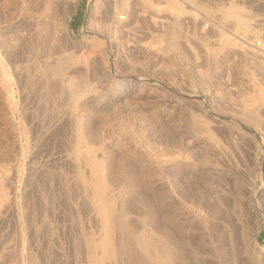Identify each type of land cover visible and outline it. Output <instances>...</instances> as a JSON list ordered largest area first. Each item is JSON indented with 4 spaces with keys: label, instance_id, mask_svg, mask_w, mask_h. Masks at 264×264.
Masks as SVG:
<instances>
[{
    "label": "rangeland",
    "instance_id": "1",
    "mask_svg": "<svg viewBox=\"0 0 264 264\" xmlns=\"http://www.w3.org/2000/svg\"><path fill=\"white\" fill-rule=\"evenodd\" d=\"M176 1L179 10L169 8L167 0H0V178L12 198L0 211V264H161L133 244L134 253L127 254L114 230L111 244L119 246L118 255L101 258L94 173L88 160L74 152L73 103L89 120L87 131L103 153L111 148L106 146L112 138L102 129L109 116L113 126L137 115L141 131L166 147L149 168L130 163L134 183L143 180L135 185L141 191L125 195L130 202L126 216L134 227L160 237L181 255L180 264H264V0ZM152 5L161 8L159 15ZM231 6L247 24L236 27L227 20ZM219 33L227 36L228 50H220ZM214 53L217 63L209 61ZM248 69L254 82L246 77ZM250 85L258 87V115L242 104L241 96L253 90ZM192 117L206 129L194 130ZM110 150L106 178L118 189L128 168L123 149Z\"/></svg>",
    "mask_w": 264,
    "mask_h": 264
},
{
    "label": "bare ground",
    "instance_id": "2",
    "mask_svg": "<svg viewBox=\"0 0 264 264\" xmlns=\"http://www.w3.org/2000/svg\"><path fill=\"white\" fill-rule=\"evenodd\" d=\"M106 1V0H105ZM46 2V1H45ZM165 2V1H164ZM49 3H51V2H49ZM138 3V2H137ZM136 3V4H137ZM166 3V2H165ZM101 4V3H100ZM147 4V3H146ZM167 4L170 6L169 8H172L173 10H177L178 8H179V3H178V1H176V0H167ZM50 5V4H49ZM96 5V4H95ZM108 5V4H107ZM138 5V4H137ZM137 5H135V6H137ZM140 5V4H139ZM142 5V4H141ZM161 6L160 7H163L164 5H163V3L162 4H160ZM167 5V6H168ZM97 6V5H96ZM144 6V5H143ZM112 7V6H111ZM159 6H157V5H152L151 7H150V10H152V12H153V14L154 13H158V15H159V11H160V8ZM142 8V7H141ZM146 8V7H145ZM52 9V8H51ZM103 9V8H102ZM143 9V8H142ZM148 9V8H147ZM97 10V9H96ZM144 10V9H143ZM164 10V9H163ZM179 10V9H178ZM46 11H47V9H46ZM49 11V10H48ZM98 12V11H97ZM171 12V11H170ZM50 13V12H49ZM92 13V12H91ZM140 14V13H139ZM36 15V14H35ZM43 15V14H42ZM44 15H46V12L44 13ZM94 15V14H93ZM105 15V14H104ZM123 15V14H122ZM151 15V14H150ZM91 16V15H90ZM97 16H99V14L97 15ZM140 16H141V14H140ZM222 16H223V14H222ZM225 17L227 18V20L229 19V20H231L232 22H233V24L236 26V27H241L243 24V22H245V21H242V17H241V12H240V10L239 9H237V8H235V7H233V6H231L229 9H227L226 11H225ZM42 18V17H41ZM41 18H38V20H40ZM99 18V17H98ZM106 18V17H105ZM152 18V21L154 22V21H156V16H154V17H151ZM32 19V18H31ZM30 19V20H31ZM36 19V18H35ZM108 19V18H107ZM116 19V18H115ZM160 19V18H159ZM162 19H163V17H162ZM175 19H177V18H175ZM165 20V19H164ZM173 20V19H172ZM224 20V19H223ZM113 21V20H112ZM173 21H175V20H173ZM177 22H179L178 20H176ZM26 22H28V21H26ZM227 22V21H226ZM226 22H224V23H226ZM231 22V23H232ZM113 23V22H112ZM166 23H167V21H166ZM169 24H171L170 23V21L168 22ZM222 23V22H221ZM246 23V22H245ZM29 24V23H28ZM34 24V23H33ZM111 24V23H110ZM229 24V23H228ZM247 24V23H246ZM172 25V24H171ZM232 25V24H231ZM40 26V25H39ZM46 26V25H45ZM155 26V25H154ZM44 27V26H43ZM43 27H41V28H43ZM107 27V26H106ZM144 27V26H143ZM223 27V26H222ZM230 27H232V26H230ZM37 28V27H36ZM39 28V27H38ZM37 28V29H38ZM46 28V27H45ZM99 28V27H98ZM154 28V27H153ZM156 28V27H155ZM246 29H247V27H246ZM245 29V30H246ZM43 30V29H42ZM119 30V29H118ZM35 31V30H34ZM45 31V30H44ZM223 31V30H222ZM41 31H39V33H40ZM93 32V31H92ZM106 33H107V31H105ZM250 32V31H249ZM248 32V33H249ZM33 33H35V32H33ZM38 33V32H37ZM42 33V32H41ZM40 33V34H41ZM247 33V34H248ZM32 34V33H31ZM122 34V33H121ZM36 35V34H35ZM42 35V34H41ZM229 35V34H228ZM34 36V35H33ZM218 36H219V38L217 39L218 40V44L220 45V50H228L227 49V41H228V39H227V36L225 35V34H223V33H219L218 34ZM250 36H252L251 34H250ZM137 37V36H136ZM249 37V36H248ZM41 38H42V36H41ZM111 38V37H110ZM247 38V37H246ZM109 39V38H108ZM113 39V38H112ZM136 39V38H135ZM111 40V39H110ZM38 41V40H37ZM252 41V40H251ZM109 42V41H108ZM254 42H255V40H254ZM250 44V43H249ZM253 44V43H252ZM251 44V45H252ZM255 44V43H254ZM235 44H233V46H234ZM229 46V45H228ZM246 46V45H245ZM92 47V46H91ZM99 47V46H98ZM244 47V46H243ZM34 48V47H33ZM239 48V47H238ZM219 49V48H218ZM231 49V48H230ZM242 49V48H241ZM244 49V48H243ZM251 49H253V48H251ZM101 50V49H100ZM82 51V50H81ZM90 51V50H89ZM102 51V50H101ZM230 51V50H229ZM83 52V51H82ZM210 52H213V51H210ZM249 52V51H248ZM217 53H219V51L217 52ZM217 53H214L213 55H211V57H210V59H209V57H208V59H209V61L211 60V62H213V60L215 61V60H218L217 59ZM244 53V52H243ZM246 53V52H245ZM253 53V52H252ZM257 53V52H256ZM262 53V52H261ZM80 54V53H79ZM85 53H83L82 55H81V57L83 58V55H84ZM211 54V53H210ZM254 54V53H253ZM78 55V54H77ZM76 55V56H77ZM87 55H89V54H87ZM106 55V54H105ZM223 55V54H222ZM219 56H220V54H219ZM264 56V55H263ZM78 57V56H77ZM81 58V59H82ZM94 58V57H93ZM96 58V57H95ZM114 58H115V56H114ZM218 58H220V57H218ZM85 59V58H84ZM264 59V58H263ZM79 60V59H78ZM78 60H76L77 62H78ZM85 60H87V59H85ZM95 60V59H94ZM42 61V60H41ZM88 61V60H87ZM208 61V62H209ZM84 62H86V61H84ZM118 62V61H117ZM116 62V63H117ZM216 62V61H215ZM87 63V62H86ZM214 63V62H213ZM212 63V64H213ZM217 63V62H216ZM256 63V62H255ZM76 64H78V63H76ZM105 64V63H104ZM212 64H210V65H212ZM63 65V64H62ZM70 65V64H69ZM106 65V64H105ZM216 65V64H215ZM95 66V65H94ZM123 66V65H122ZM96 67V66H95ZM212 67V66H211ZM77 68V67H76ZM87 69V68H86ZM116 69V68H115ZM243 69V68H242ZM123 70V69H122ZM244 70V69H243ZM202 71V70H201ZM240 71V70H239ZM248 71V72H247ZM247 71H245V73H246V77L249 79V80H251V81H255L254 80V75L253 74H251V70L249 71V69L247 70ZM79 72H82V71H79ZM114 72V71H113ZM57 73V72H56ZM55 73V74H56ZM245 73H244V75H245ZM84 74V73H83ZM200 74V73H199ZM201 74H203V73H201ZM47 75H49V74H47ZM76 75H78V74H76ZM81 75V74H80ZM243 75V74H242ZM58 76V75H57ZM6 77V76H5ZM241 77V76H240ZM35 78V77H34ZM66 78V77H65ZM106 78V77H105ZM142 78V77H141ZM242 79L244 78V76L243 77H241ZM73 79V78H72ZM92 79V78H91ZM4 80V79H3ZM55 80V79H54ZM42 81V80H41ZM75 81V80H74ZM77 81V80H76ZM67 82V83H66ZM70 82H71V78L69 79H67V80H65V85H68V84H70ZM93 82V81H92ZM121 82V81H120ZM39 83H41V82H39ZM50 83V82H49ZM128 83V82H127ZM246 83V82H245ZM5 84V83H4ZM42 84V83H41ZM73 84V83H72ZM121 84V83H120ZM114 85V84H113ZM254 85V84H253ZM37 86V85H36ZM115 86V85H114ZM134 86V85H133ZM137 86V85H136ZM251 86V88H252V85H250ZM64 87V86H63ZM66 87V86H65ZM68 87V86H67ZM66 87V88H67ZM77 87V86H76ZM86 87V86H85ZM103 87V86H102ZM101 87V88H102ZM139 87V86H138ZM144 87V86H143ZM54 88V87H53ZM57 89V88H56ZM115 89V88H114ZM121 89V88H120ZM119 89V90H120ZM141 89V88H140ZM150 89V88H149ZM244 89V88H243ZM247 89V88H246ZM248 89H250V88H248ZM253 89V88H252ZM65 90V89H64ZM117 90V89H116ZM118 90V91H119ZM122 90V89H121ZM132 90V89H131ZM135 90H137L138 91V89H135ZM134 90V91H135ZM151 90V89H150ZM244 91H245V89H244ZM69 92V91H68ZM67 92V93H68ZM98 92V91H97ZM131 92V91H130ZM146 92H147V90H146ZM149 92V91H148ZM157 92V91H156ZM43 93V92H42ZM65 93V92H64ZM92 93V92H91ZM123 93V92H122ZM132 93V92H131ZM46 94V93H45ZM66 94V93H65ZM79 94H80V92H79ZM93 94V93H92ZM101 94V93H100ZM99 94V95H100ZM129 94V93H128ZM246 94V95H245ZM244 95L245 96H241L242 98V100L244 101V103H242V104H244V106H245V108H246V110H248V112H254L255 114H257V110H258V87L257 88H255L254 87V89L253 90H251V91H249L248 92V94L247 93H245ZM42 95V94H41ZM64 95V94H63ZM96 95V94H95ZM102 95V94H101ZM121 95V94H120ZM135 95V94H134ZM90 96H91V94H90ZM97 97V96H96ZM118 97H119V94H118ZM121 97V96H120ZM125 97V96H124ZM74 98V97H73ZM88 98V97H87ZM148 98V97H147ZM64 99V98H63ZM75 99V104L78 102V99H76V98H74ZM92 99V98H91ZM99 99V98H98ZM102 99V98H101ZM120 99V98H119ZM178 98H176V100H177ZM46 100V99H45ZM83 100V99H82ZM108 100V99H107ZM116 100V99H115ZM118 100V99H117ZM146 100V99H145ZM149 100V99H148ZM155 100V99H154ZM157 100V99H156ZM48 101V100H47ZM85 101V100H84ZM99 101V100H98ZM119 101H121V99L119 100ZM124 101V100H123ZM181 101V100H180ZM91 102V101H90ZM94 102V101H93ZM101 102V101H100ZM103 102V101H102ZM117 102V101H116ZM115 102V103H116ZM122 102V101H121ZM150 102V101H149ZM183 102V101H182ZM234 102V101H233ZM56 103V102H55ZM81 103V102H80ZM96 103H97V99H96ZM109 103H110V101H109ZM119 103V102H118ZM118 103H116V104H118ZM171 103V102H170ZM175 103V102H174ZM235 103H237V102H235ZM43 104V103H42ZM88 104H89V102H88ZM99 104V103H98ZM105 104V103H104ZM97 105V104H96ZM111 105L112 104H110V105H108V106H110V108H111ZM130 105V104H129ZM78 106V105H77ZM77 106L75 105L74 106V103H73V109H72V113L70 114V111H68V113L70 114V117L73 119V122L77 125V127H76V142H75V148H74V152H75V155H76V157L77 158H81V159H84V160H88V162L90 163V166H91V168H92V172L94 173V179H92V188H93V195H92V199H93V204H94V207H95V210H96V212H95V214L96 213H98L99 215H100V219H101V221H102V230H103V232H102V235H101V238L99 239V241L97 240V243L100 245V250H101V254H100V256H101V258H103V259H105V258H109V257H111V256H113L114 254H116L117 252H118V248H119V246L117 247V249H113V247H112V244H111V236H110V234H111V231H113L114 230V232L115 231H117L118 232V234H119V236H120V244L119 245H121L123 248H124V250H127L126 252H127V254H129L130 256H132V254L134 253H132V250L133 249H135V248H133L134 246H137V247H139L143 252H145L146 254H148L149 256H151L156 262H161V264L163 263H167V264H180L179 263V260L181 259V255L180 256H178L177 255V253H174L170 248H169V246L166 244V243H164V241H161V239H160V237L159 238H157V236H154V234L153 235H150V233H147L145 230H142V229H140V228H137V227H134L133 226V224H131L132 222H134V220H132V222L130 223V221L128 220V218H127V216H126V214H127V206L130 204V202H129V204H128V201H127V198L125 197V195L127 194V193H131V192H133L135 189H137L138 188V190H140V188L139 187H135V185H136V183L138 182V181H136V183H134V181H133V173H131V168H130V163H131V161H132V164H133V162H136L135 164L136 165H138V163H141L142 164V166L143 167H147V168H149L152 164H154L155 165V163H157V160H156V158L157 157H155V156H158V155H162V152H163V150L162 149H164V148H166V147H164V148H160V146H162V145H160L159 147L157 146V145H155L154 143L156 142L155 141V139L154 138H152V139H154L153 141H151L152 139H150V135L148 134V133H145V132H142L141 131V129L142 130H144L143 128H141L142 126L140 125L141 123H143V122H141V123H139L138 122V120H136V119H138L136 116L137 115H132V116H130V115H128L127 116V118L126 119H120V120H117V121H119V123L118 124H116L115 122V124L112 126V124H113V121H111L110 119H113L112 117H110L109 115V117H110V119H109V117H106V118H104V124L102 125V129H103V131H108V134H109V137L108 138H112V139H109V141H108V146H106V147H111L110 149H114V150H116V152H117V150L118 151H120L121 149H123V155H122V158L124 159V161H125V163H126V166H127V172H128V177H127V180L124 178L123 180H126V181H122V185L118 188V189H115L114 188V186L112 187V184L110 185L109 184V182H108V180H107V178H106V175L108 174V172H109V169L111 168V150L110 149H108V150H106V152L105 153H103L104 152V150L102 149V146H97V144L98 143H96V145H94L93 143V141L95 140L94 138L96 137H91V135H90V133L87 131L88 129H87V127H88V121L87 122H85V116L84 117H82L81 116V114H79V113H77V110L79 109H77L76 110V108H77ZM98 106V105H97ZM97 106H95V107H97ZM100 106V105H99ZM98 106V107H99ZM102 106V105H101ZM113 106V105H112ZM117 106V105H116ZM95 107L93 108L94 109V111H96L97 112V109L95 110ZM120 107V106H119ZM137 107V106H136ZM148 107V106H147ZM65 108V107H64ZM71 108V107H70ZM91 108V107H90ZM90 108H88V109H90ZM100 108V107H99ZM105 108H107V106L105 107ZM109 108V109H110ZM138 108V107H137ZM149 108H151V107H149ZM161 108V107H160ZM120 109V108H119ZM126 110V109H125ZM134 111H135V109H133ZM142 110V109H141ZM155 110H156V108H155ZM168 110V109H167ZM175 110V109H174ZM90 111H91V109H90ZM123 111V110H122ZM150 111H152V110H150ZM186 111V110H185ZM188 111V110H187ZM45 112H47L46 110H45ZM116 112V111H115ZM153 112H155V111H153ZM170 112V111H169ZM193 112V111H192ZM50 113V112H49ZM89 113V112H88ZM117 113H118V111H117ZM129 113V112H128ZM131 113V112H130ZM166 113V112H165ZM168 113V112H167ZM179 113V112H178ZM190 113V112H189ZM44 114V113H43ZM91 114V113H90ZM112 114H114L115 115V113H112ZM111 114V115H112ZM119 115H120V113H118ZM132 114V113H131ZM252 114V113H251ZM117 115V114H116ZM115 115V116H116ZM160 116H161V114H159ZM258 115V114H257ZM68 117H69V115H67ZM113 116V115H112ZM122 116V115H121ZM121 116H119V117H114V118H120ZM189 116V115H188ZM187 116V117H188ZM238 116H240V115H238ZM242 116V115H241ZM97 117V116H96ZM95 117V118H96ZM123 117V116H122ZM129 117V118H128ZM145 117H147V116H145ZM150 117V116H149ZM152 117V116H151ZM153 117H155V116H153ZM162 117V116H161ZM179 117V116H178ZM45 118L47 119V117H46V115H45ZM57 118V117H56ZM92 118V117H91ZM98 118V117H97ZM182 118V117H181ZM41 119V118H40ZM43 119V118H42ZM68 119V118H67ZM71 119V120H72ZM152 119V118H151ZM150 119V120H151ZM166 119V118H165ZM168 119V118H167ZM201 119H203V118H201ZM243 119V118H242ZM246 119V118H245ZM48 120V119H47ZM64 120V119H63ZM92 120V119H91ZM94 120V119H93ZM97 120V119H96ZM116 120V119H115ZM145 120V119H144ZM161 119H158V118H155V121H153V122H156L157 123V125H159V124H161V121H160ZM180 120V119H179ZM188 120V119H187ZM244 120V119H243ZM102 121V120H101ZM100 121V122H101ZM111 121V122H110ZM165 121V120H164ZM171 121V120H170ZM176 121H177V118H176ZM65 122V121H64ZM67 122V121H66ZM93 122V121H92ZM163 122V121H162ZM166 122V121H165ZM164 122V123H165ZM174 122H175V120H174ZM182 122V121H181ZM93 123H95V121L93 122ZM98 123V122H97ZM150 123V122H149ZM148 123V124H149ZM168 123V122H167ZM171 123H173V122H171ZM200 123H201V120L199 119H195L194 117H192V121H191V123L190 124H193V125H190L192 128L194 127V128H196V129H194V130H196V131H202V127L204 126V125H202V127H201V125H200ZM69 124V123H68ZM67 124V125H68ZM145 124V123H144ZM144 124H142V125H144ZM177 124V123H176ZM92 125V124H91ZM169 125H171V124H169ZM178 125V124H177ZM184 125V124H183ZM208 125V124H207ZM211 125V124H210ZM100 126V125H99ZM114 126L115 127H117V129H113L114 128ZM151 126V125H150ZM155 127V125H152L151 126V128L152 127ZM187 126H189L188 124H187ZM40 127V126H39ZM75 127V126H74ZM93 127V126H92ZM144 127V126H143ZM153 127V128H154ZM159 127V126H158ZM72 128V127H71ZM89 128V127H88ZM161 128V127H160ZM159 128V129H160ZM171 128H172V126H171ZM203 128H205V127H203ZM66 129V128H65ZM90 129V128H89ZM94 129H95V127H94ZM155 129H157V128H155ZM206 129V128H205ZM228 129H229V127H228ZM232 129V128H231ZM52 130V129H51ZM114 130H117L116 132L114 131ZM146 130V129H145ZM148 130V129H147ZM154 130V129H153ZM162 130V129H161ZM182 130V129H181ZM42 131V130H41ZM94 131V130H93ZM152 131V130H151ZM150 131V132H151ZM156 131V130H155ZM154 131V132H155ZM159 131V130H158ZM9 132V131H8ZM92 132V131H91ZM160 132V131H159ZM173 132V131H172ZM176 132V134H177V131H175ZM235 132V131H234ZM40 133V132H39ZM66 133V132H65ZM73 133V132H72ZM75 133V132H74ZM107 134V135H108ZM154 134V133H153ZM176 134H174V135H176ZM236 134V133H235ZM10 135V134H9ZM73 135V134H72ZM94 135V134H93ZM149 135V136H148ZM152 135V134H151ZM161 134H159V136H160ZM188 135V134H187ZM204 135V134H203ZM153 136V135H152ZM162 136V135H161ZM171 136H173V135H171ZM65 137V136H64ZM73 137V136H72ZM98 137V136H97ZM177 137V136H176ZM185 137V136H184ZM63 138V137H62ZM167 138V137H166ZM170 138H172V137H170ZM178 138V137H177ZM201 138H203V137H201ZM236 138V137H235ZM240 138V136L238 137V139ZM65 139H67V138H65ZM100 139V138H99ZM107 139V138H106ZM173 139V138H172ZM171 139V140H172ZM174 139H175V137H174ZM181 139V138H180ZM241 139V138H240ZM41 140V139H40ZM71 140V139H70ZM74 140V139H73ZM98 140V139H97ZM108 140V139H107ZM164 140V139H163ZM178 140V139H177ZM176 140V141H177ZM194 140V139H193ZM201 140V139H200ZM205 140V139H204ZM210 140V139H209ZM99 141V140H98ZM141 141H143L142 143H143V145L144 146H140L139 144L141 143ZM155 141V142H154ZM158 141V140H157ZM162 141V140H161ZM160 141V142H161ZM173 141V140H172ZM190 141V140H189ZM195 141V140H194ZM159 142V141H158ZM157 142V143H158ZM160 142L158 143V144H160ZM168 142H170V141H168ZM183 142H184V140H183ZM193 142V141H192ZM196 142V141H195ZM201 142V141H200ZM211 141H209V143H207V145L206 144H204V145H206L207 147L208 146H210L211 145V143H210ZM213 142H214V140H213ZM212 142V143H213ZM71 143V142H70ZM99 143H100V141H99ZM139 143V144H138ZM156 143V144H157ZM163 143V142H162ZM173 143V142H172ZM105 145H107L106 143H104ZM188 144V143H187ZM216 144V143H215ZM214 144V145H215ZM71 145H73V144H71ZM193 145V144H192ZM70 146V145H69ZM169 146V145H168ZM182 146V145H181ZM200 146H201V144H200ZM68 147V146H67ZM74 147V146H73ZM105 147V146H104ZM172 146H170V148H171ZM175 147H176V145H175ZM214 147V146H213ZM212 147V148H213ZM66 148V147H65ZM71 148H72V146H71ZM144 148V149H143ZM179 148V147H178ZM200 148V147H199ZM148 150L149 152H151L153 155H154V157H151L148 153H146V151L145 150ZM173 149V148H172ZM172 149H170V151L172 150ZM186 149V148H185ZM205 149V148H204ZM203 149V150H204ZM64 150V149H63ZM96 150H99L100 152H101V156H97V155H99V153L96 155L95 154V152H97ZM174 150H176V152H177V149H174ZM181 150V149H180ZM98 151V152H99ZM173 151V150H172ZM181 151H183V150H181ZM207 151V150H206ZM115 152V151H114ZM115 152V153H116ZM167 152V151H166ZM169 152V151H168ZM175 152V151H174ZM213 152V151H212ZM170 153V152H169ZM182 153V152H181ZM13 154V153H12ZM16 154V153H15ZM66 154H68V153H66ZM114 154V153H113ZM176 155H177V153H175ZM174 154V155H175ZM184 154H186V153H184ZM64 155V154H63ZM71 155V154H70ZM163 155H166V154H163ZM168 155V154H167ZM181 155V154H180ZM65 156V155H64ZM183 156H188V155H183ZM72 157V156H71ZM118 157V156H117ZM159 157V156H158ZM164 157V156H163ZM182 157V156H181ZM185 157V158H186ZM62 158V157H61ZM67 158V157H66ZM162 158V157H161ZM170 158H172V157H170ZM184 158V159H185ZM63 159V158H62ZM68 159V158H67ZM66 159V160H67ZM114 159H115V156H114ZM158 159V158H157ZM163 159V158H162ZM10 160V159H9ZM86 160V161H87ZM159 160V159H158ZM81 161V160H80ZM114 161H116V159L114 160ZM174 161V160H173ZM69 162H71V161H69ZM138 162V163H137ZM162 162V161H161ZM8 163V162H7ZM66 163V162H65ZM82 163V162H81ZM163 163V162H162ZM166 163V162H165ZM80 164V163H79ZM115 164V163H114ZM113 164V165H114ZM140 164V165H141ZM164 164V163H163ZM5 165V164H4ZM7 165V164H6ZM74 165V164H73ZM72 165V166H73ZM82 165V164H81ZM118 165V164H117ZM162 165V164H161ZM165 165V164H164ZM43 166V165H42ZM41 166V167H42ZM63 166H64V164H63ZM70 166H71V164H70ZM115 166V165H114ZM125 166V167H126ZM12 167V166H11ZM44 167V166H43ZM82 167V166H81ZM133 167V166H132ZM137 166H135V167H133V168H136ZM140 167V166H139ZM154 167V166H153ZM73 168V167H72ZM114 168V167H113ZM41 169V168H40ZM44 169V168H43ZM65 169V168H64ZM69 169V168H68ZM77 169V168H76ZM79 169V168H78ZM85 169H86V167H85ZM158 169V168H157ZM164 169V168H163ZM10 170V169H9ZM13 170V169H12ZM113 170H115V169H113ZM153 170V169H152ZM4 171V170H3ZM3 171H1V172H3ZM64 171V170H63ZM68 171V170H67ZM80 171V170H79ZM84 171H87V170H84ZM138 171V170H137ZM136 171V172H137ZM5 172V171H4ZM7 172V171H6ZM10 172V171H9ZM58 172H59V170H58ZM69 172V171H68ZM153 172V171H152ZM8 173V172H7ZM74 173V172H73ZM85 173V172H84ZM135 173V172H134ZM3 174V173H2ZM2 174H0V175H2ZM12 174H13V172H12ZM69 174V173H68ZM88 174V173H87ZM125 174V173H124ZM138 173H136V175H137ZM7 175H9V173L7 174ZM56 175H58V174H56ZM59 175H60V172H59ZM139 175V174H138ZM61 176V175H60ZM80 176H83V175H80ZM140 176V175H139ZM1 177V176H0ZM8 177V176H7ZM77 177V176H76ZM75 177V178H76ZM85 177V176H84ZM86 177H88V176H86ZM112 177H114V176H112ZM111 177V178H112ZM122 177H124V175H122ZM138 177V176H137ZM2 178V177H1ZM1 178H0V211H2V208L4 207V206H7L8 205V203H9V205H10V201L9 200H11L12 198L8 195L9 193H7L8 191H6V188L4 187V184H2L3 182H2V180H1ZM83 178V177H82ZM91 178V177H90ZM136 178V177H135ZM156 178V177H155ZM78 179V178H77ZM85 179V178H84ZM110 179V178H109ZM120 179V180H119ZM118 180L119 181H121V178H119ZM143 179V178H142ZM149 179V178H148ZM151 179V178H150ZM59 180V179H58ZM91 180V179H90ZM113 180V179H112ZM135 180H137V179H135ZM155 181H156V179H154ZM4 181V180H3ZM115 181H117V180H115ZM140 181V180H139ZM143 181V180H142ZM141 181V182H142ZM145 181V180H144ZM151 181V180H150ZM153 181V180H152ZM162 181V180H161ZM59 182V181H58ZM60 182H62V180L60 181ZM82 182V181H81ZM118 182V181H117ZM141 182H139V184L138 185H142V183ZM168 182V181H167ZM115 183V182H114ZM141 183V184H140ZM147 183H148V181H147ZM161 183V182H160ZM159 183V184H160ZM82 184V183H81ZM71 185V184H70ZM69 184H68V186H70ZM157 185H158V183H157ZM11 186V185H10ZM73 186V185H72ZM71 186V187H72ZM78 186H80L79 184H78ZM117 186V185H116ZM115 186V187H116ZM144 186V185H143ZM167 186H168V183H167ZM74 187V186H73ZM141 188H142V186H140ZM155 187V186H154ZM162 187V186H161ZM160 187V188H161ZM165 187L166 186H164V188L163 189H165ZM7 189H8V187H7ZM9 189H11V188H9ZM8 189V190H9ZM74 189V188H73ZM158 189V188H157ZM88 190V189H87ZM161 190V189H160ZM80 191V190H79ZM141 191V190H140ZM75 192H76V190H75ZM144 192V191H143ZM174 192V191H173ZM87 193V192H86ZM141 192H139V193H136V194H140ZM156 193V192H155ZM135 194V195H136ZM149 194V193H148ZM170 194V193H169ZM10 195H11V191H10ZM135 195H132V196H135ZM159 195V194H158ZM166 195V194H165ZM129 196V195H128ZM138 196V195H137ZM141 196V195H140ZM152 196V195H151ZM11 199H10V198ZM82 197V196H81ZM84 197V196H83ZM82 197V199H84ZM131 197V196H130ZM129 197V198H130ZM149 197V196H148ZM166 200V199H165ZM172 200V199H171ZM12 201V200H11ZM80 201H81V199H80ZM90 201V200H89ZM131 201V200H130ZM175 201H176V199H175ZM77 202H79V201H77ZM84 202H86L85 200H84ZM132 202H135V200H133ZM137 202V201H136ZM179 202V201H178ZM87 203V202H86ZM85 203V204H86ZM133 204V203H132ZM82 205V204H81ZM89 206V205H88ZM132 206V205H131ZM136 206V205H135ZM9 207H11V206H9ZM82 208H84V206H81ZM155 207H156V205H155ZM177 207V206H176ZM6 208H8V207H6ZM13 208V207H12ZM135 208V207H134ZM88 209H89V207H88ZM136 209V208H135ZM164 209V208H163ZM175 209V208H174ZM178 209H180V208H178ZM4 210V209H3ZM131 210V209H130ZM90 211V210H89ZM181 211H183V209L182 210H180V212ZM186 211V210H185ZM86 212V211H85ZM177 212V211H176ZM184 212V211H183ZM136 213V212H135ZM179 213V212H178ZM188 213V212H187ZM1 214H3V211H2V213ZM92 215H93V213H92ZM91 215V216H92ZM3 216V215H2ZM181 216V215H180ZM179 216V217H180ZM93 217V216H92ZM97 217V216H96ZM95 217V219H97ZM182 217V216H181ZM136 218V217H135ZM158 218V217H157ZM186 218V217H185ZM195 218V217H194ZM95 219H93V220H95ZM191 219V218H190ZM187 220V219H186ZM202 220V219H201ZM160 221V220H159ZM197 221V220H196ZM196 221H194V222H196ZM199 221V220H198ZM216 221V220H215ZM95 222H97V220H95ZM190 222H191V220H190ZM193 222V221H192ZM164 223V222H163ZM190 224V223H189ZM163 225V224H162ZM183 225V224H182ZM159 226V225H158ZM185 226V225H184ZM138 227H139V224H138ZM153 227V226H152ZM173 227V226H172ZM188 227V226H187ZM192 227V226H191ZM190 227V228H191ZM147 228V227H146ZM154 228V227H153ZM95 229V228H94ZM150 229V228H149ZM155 229V228H154ZM171 229V228H170ZM85 230V229H84ZM88 231V230H87ZM156 231V230H155ZM173 231V230H172ZM191 232V231H190ZM99 233V232H98ZM86 234V233H85ZM89 234V233H88ZM95 234V233H94ZM115 234V233H114ZM164 234V233H163ZM113 235V234H112ZM197 235V234H196ZM195 235V236H196ZM119 236H114L115 238H118ZM175 236V235H174ZM93 237V236H92ZM114 238V239H115ZM164 238V237H163ZM85 239H87V238H85ZM92 239V238H91ZM165 239V238H164ZM163 239V240H164ZM115 241V240H114ZM117 241H118V239H117ZM116 241V242H117ZM86 242H87V240H86ZM85 242V244H87ZM92 242V241H91ZM116 242H115V244H116ZM94 244V243H93ZM97 244V245H98ZM132 244H133V247H132ZM87 246V245H86ZM120 246V247H121ZM89 247H87L86 248V250L88 249ZM121 249V248H120ZM176 249H179L178 247L176 248ZM89 250H91V249H88V251ZM138 249H136L135 251H137ZM97 251V250H96ZM120 251V250H119ZM179 251V250H178ZM177 251V252H178ZM181 251V250H180ZM87 252V251H86ZM126 252H124V253H126ZM140 251H137V253H139ZM82 253V252H81ZM136 253V252H135ZM142 253V252H141ZM94 254V253H93ZM81 255V254H80ZM96 255H97V253H96ZM117 255H118V253H117ZM137 255H139V254H137ZM32 256V255H31ZM31 256H30V258H31ZM91 256V255H90ZM122 256H125L124 254L122 255ZM122 256H121V258H122ZM130 256H128V258H130ZM139 256H141V255H139ZM34 257V256H33ZM83 257V256H82ZM116 257H120V256H116ZM92 258H93V255H92ZM124 258V257H123ZM122 258V259H123ZM138 259H139V257H137ZM141 258H142V256H141ZM141 258H140V261H142L141 260ZM144 258V257H143ZM151 258V259H152ZM184 258V257H183ZM186 258V257H185ZM187 258H189V257H187ZM118 259V258H117ZM120 259V258H119ZM138 259H136V260H138ZM18 260V259H17ZM33 260V259H32ZM31 260V261H32ZM124 260H127L128 261V259L126 258V259H124ZM144 260V259H143ZM145 260H147V259H145ZM185 260V259H184ZM187 260V259H186ZM185 260V261H186ZM193 260V259H192ZM78 261V260H77ZM118 261V260H117ZM139 261V260H138ZM148 261V260H147ZM181 261H182V259H181ZM189 261V260H188ZM187 261V262H188ZM15 262H17L16 260H15ZM119 262V261H118ZM122 262H124V261H122ZM144 262V261H143ZM143 262H142V264H143ZM146 262V261H145ZM144 262V263H145ZM149 262V261H148ZM187 262H185L186 264H187ZM10 263V262H9ZM80 263V262H79ZM85 263V262H84ZM91 263V262H90ZM111 263V262H110ZM137 263V262H136ZM150 263H152V262H150ZM18 264V263H17ZM81 264V263H80ZM104 264V263H103ZM106 264V263H105ZM132 264V263H131ZM133 264H134V262H133ZM153 264V263H152ZM159 264V263H158Z\"/></svg>",
    "mask_w": 264,
    "mask_h": 264
}]
</instances>
